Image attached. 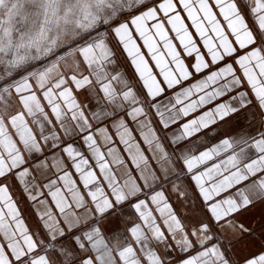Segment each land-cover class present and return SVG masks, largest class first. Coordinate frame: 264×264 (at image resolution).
<instances>
[{
  "label": "snow or ice",
  "instance_id": "6c2138e0",
  "mask_svg": "<svg viewBox=\"0 0 264 264\" xmlns=\"http://www.w3.org/2000/svg\"><path fill=\"white\" fill-rule=\"evenodd\" d=\"M0 264H264V0H0Z\"/></svg>",
  "mask_w": 264,
  "mask_h": 264
}]
</instances>
